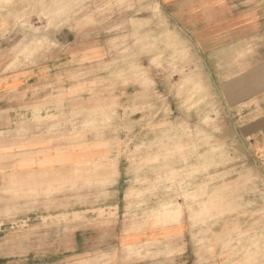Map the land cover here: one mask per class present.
<instances>
[{"label": "rangeland", "instance_id": "rangeland-1", "mask_svg": "<svg viewBox=\"0 0 264 264\" xmlns=\"http://www.w3.org/2000/svg\"><path fill=\"white\" fill-rule=\"evenodd\" d=\"M207 65L158 0H0V264H264V106Z\"/></svg>", "mask_w": 264, "mask_h": 264}, {"label": "crops", "instance_id": "crops-1", "mask_svg": "<svg viewBox=\"0 0 264 264\" xmlns=\"http://www.w3.org/2000/svg\"><path fill=\"white\" fill-rule=\"evenodd\" d=\"M158 1L202 57V68L207 70V64L215 62L217 69L225 71L221 80H210L225 116L241 117L245 111L261 110L264 106V0ZM255 129L260 135L256 136L254 147L264 149V125ZM257 140L263 144H257ZM176 229L167 230L164 237H180L182 228ZM179 257L177 260H184V264H194L192 254L185 252Z\"/></svg>", "mask_w": 264, "mask_h": 264}]
</instances>
